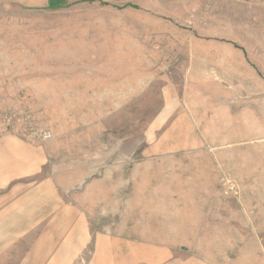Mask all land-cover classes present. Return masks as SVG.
Wrapping results in <instances>:
<instances>
[{
	"label": "rangeland",
	"instance_id": "obj_1",
	"mask_svg": "<svg viewBox=\"0 0 264 264\" xmlns=\"http://www.w3.org/2000/svg\"><path fill=\"white\" fill-rule=\"evenodd\" d=\"M48 254L264 264V0H0V264Z\"/></svg>",
	"mask_w": 264,
	"mask_h": 264
},
{
	"label": "crops",
	"instance_id": "obj_2",
	"mask_svg": "<svg viewBox=\"0 0 264 264\" xmlns=\"http://www.w3.org/2000/svg\"><path fill=\"white\" fill-rule=\"evenodd\" d=\"M56 256H57V254H56ZM63 257H64V258L66 257L65 259L63 258L64 263H62V262H61V263H57V261H54L55 258H53L52 261H47V260L49 259V254H48V255H46V261H47V262H44V263H41V264H70V263H69V258H68V256H63ZM49 260H50V259H49Z\"/></svg>",
	"mask_w": 264,
	"mask_h": 264
}]
</instances>
